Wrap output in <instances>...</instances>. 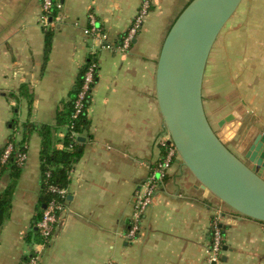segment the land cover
Instances as JSON below:
<instances>
[{"label": "crops", "instance_id": "crops-1", "mask_svg": "<svg viewBox=\"0 0 264 264\" xmlns=\"http://www.w3.org/2000/svg\"><path fill=\"white\" fill-rule=\"evenodd\" d=\"M143 1L57 0L58 19L46 28L39 24L41 0H0V150L9 138L21 140L13 125L22 123L50 127V140L61 147L60 119L79 70L91 57L98 64L88 126L77 135L82 153L47 240L36 226L44 209L39 132L28 134L27 159L13 182L0 170V194L14 185L0 223V264H27L35 255L37 264H209L211 222L219 213L225 248L214 264H264V223L232 212L200 188L177 157L157 182L138 237L125 238L135 193L159 162L166 138L155 94L160 48L191 0H147L142 28L120 52L116 46ZM90 14L99 28L94 36L85 33ZM202 102L233 150L246 154L251 140L264 134V0H242L217 36ZM258 159L253 166L260 170L264 157Z\"/></svg>", "mask_w": 264, "mask_h": 264}, {"label": "water", "instance_id": "water-1", "mask_svg": "<svg viewBox=\"0 0 264 264\" xmlns=\"http://www.w3.org/2000/svg\"><path fill=\"white\" fill-rule=\"evenodd\" d=\"M242 0H191L176 17L160 48L155 94L166 133L178 161L200 188L232 212L264 223V134L250 140L243 161L209 123L202 82L212 46ZM134 41V40H133ZM83 141V138H78ZM45 208V205L43 206ZM225 248V246L223 247ZM225 259V258H223ZM214 264V263H213Z\"/></svg>", "mask_w": 264, "mask_h": 264}, {"label": "built area", "instance_id": "built-area-1", "mask_svg": "<svg viewBox=\"0 0 264 264\" xmlns=\"http://www.w3.org/2000/svg\"><path fill=\"white\" fill-rule=\"evenodd\" d=\"M58 7V4H54V0H41L42 14L40 16L39 24L43 27L49 28L54 26L55 20L58 19L57 15L52 16L53 8ZM149 2L147 0L143 1L140 9L135 14L131 25L121 37L119 44L116 48L120 52H127L132 44L133 39L139 33L142 28L145 16L148 12ZM99 28L96 26L94 17L89 15V27L86 29L85 33L90 35H96ZM104 37V36H103ZM109 47V46H107ZM97 69L95 63H89L87 65L86 71L82 77L81 87L78 91L73 104V112L71 115L72 119L78 118V116L84 111L85 102L87 101V95L92 91L93 81L95 79ZM71 127V126H70ZM73 137H77V133H73ZM13 138H9L4 146L2 154L0 156V165H4L9 160L10 156L14 152ZM169 136L166 133V138H163L160 142L161 146H170L168 148L165 158L158 162L154 170L148 175L143 184L140 185L138 191L134 196V203L132 212L130 214V222L128 229L125 233V238L128 241H134L140 232L141 223L143 217L149 207L152 204L155 191L157 188V182L166 175V172L171 164L172 159L176 155V151L171 144H168ZM27 159L26 151H17L15 155L16 164L19 167H23ZM49 193L55 194L56 198H53L45 205L43 209L41 218L36 223L37 229L40 235L44 239H48L55 229L59 221V214L63 210L64 202L60 199H65L66 189L59 188L55 185H50L47 188ZM57 196L60 199H57ZM224 244V237L222 228L220 225V213L216 215L211 222V240L209 247L207 249V261L209 264L216 263L219 261ZM27 264H37V256L30 258Z\"/></svg>", "mask_w": 264, "mask_h": 264}, {"label": "trees", "instance_id": "trees-1", "mask_svg": "<svg viewBox=\"0 0 264 264\" xmlns=\"http://www.w3.org/2000/svg\"><path fill=\"white\" fill-rule=\"evenodd\" d=\"M54 4H57V0H54ZM55 9L56 7L53 8L52 16L56 14ZM49 46L50 39L47 35V38L45 40L46 52H48ZM92 62L96 64V69L98 70L97 60L93 57L89 58V60L80 68L76 84L72 92V97L67 103L66 111L62 114V117L60 119L61 124L65 127L63 139L58 141V145L61 147L57 148L55 145H53L52 141L50 140L51 128L48 126L23 123L20 125H13V127L17 125L18 129H21L22 138L21 140H16L15 138L12 140L14 144V152L12 153L6 164L0 165V170L9 171L12 182L20 175L22 167H19L16 164V152L19 150L26 151L25 142L28 134L30 133V131H38L41 136V149L39 156L42 190L40 199L41 205H46L51 199L56 198L55 194L49 193L47 191L48 186L55 185L59 188H67L69 183V172L81 156V145L78 143L77 137H73V133L76 132L77 135L83 134L87 129V110L91 101V92L87 95V101L85 102L84 111L78 116V118L72 119L71 115L73 112L74 100L81 87L82 77L84 75V72L86 71L87 65ZM96 77L97 72L93 81V85L96 82ZM169 147L170 146L168 145L161 146L162 156L159 162L165 158ZM3 149L4 147L0 150V156ZM174 157H176V155ZM173 160L174 158L172 159L171 163L173 162ZM13 190L14 185L13 183H11L6 190V193L0 194V223H2L5 218L4 210L6 208L4 207L5 205H7L8 208ZM3 197L5 198L3 199ZM57 199L60 198L57 196ZM60 200L65 201V199Z\"/></svg>", "mask_w": 264, "mask_h": 264}, {"label": "flooded vegetation", "instance_id": "flooded-vegetation-1", "mask_svg": "<svg viewBox=\"0 0 264 264\" xmlns=\"http://www.w3.org/2000/svg\"><path fill=\"white\" fill-rule=\"evenodd\" d=\"M210 123V122H209ZM212 126V125H211ZM213 128V127H212ZM214 129V128H213ZM215 130V129H214ZM216 132V131H215ZM217 133V132H216ZM249 143V142H248ZM247 143V144H248ZM231 151H233L235 154H237L238 156H239V158H241L243 161H245L246 163H248V164H252V163H250V161L247 159V158H245V152L244 153H239V152H237V151H235V150H233L232 149V147H230V146H227ZM245 149V148H244ZM249 149V145H248V147L246 148V151Z\"/></svg>", "mask_w": 264, "mask_h": 264}, {"label": "rangeland", "instance_id": "rangeland-1", "mask_svg": "<svg viewBox=\"0 0 264 264\" xmlns=\"http://www.w3.org/2000/svg\"><path fill=\"white\" fill-rule=\"evenodd\" d=\"M233 147V146H232Z\"/></svg>", "mask_w": 264, "mask_h": 264}]
</instances>
